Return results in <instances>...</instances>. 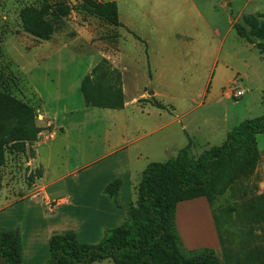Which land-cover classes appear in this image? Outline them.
<instances>
[{"label": "rangeland", "instance_id": "1", "mask_svg": "<svg viewBox=\"0 0 264 264\" xmlns=\"http://www.w3.org/2000/svg\"><path fill=\"white\" fill-rule=\"evenodd\" d=\"M45 1H67L73 6L81 2L0 0V28L4 32L0 46V72L5 77L15 76L17 87L10 84L13 94L35 106L36 123L42 129L45 125L38 108L40 98L30 88L27 78L32 81L33 76L38 78L49 72L50 78L56 79L61 61L60 67L64 75L62 89L65 90L87 68L90 61L89 56L71 61L66 55L61 60L53 55L46 61L37 59L38 53L54 52L62 48H54V41L42 40L25 32L19 12L25 5H41ZM117 4L120 18L133 21L136 32L147 40L146 43L142 41L143 44L128 36L121 42L126 59L131 62V58L136 57L140 61L136 84L126 90L128 99L155 90L156 98L169 109L162 111L161 116L157 113L154 117H142L141 121L147 129L150 123L167 126L157 133L144 136L130 147L143 152L131 167V177L127 174V182L131 180L136 186H125L127 191L124 199L120 198L121 207H126L125 216L109 222V219L94 216L90 208L96 204L95 200L99 196L109 198L103 190L104 182L116 176L122 177L118 174L125 173L126 169L122 168L121 163L116 164L113 156L103 157L93 166L73 172L66 170L65 161L68 157L75 166L74 159L77 157L73 149L79 145L87 148L93 143V153L97 157L107 152L105 140L110 126L107 114L104 113L107 109L90 107L93 111L89 114L77 111L75 114L83 122L78 126H70L71 150H66L63 132L54 129L55 141H47L42 147H34L39 158L31 167L25 166V161L34 155L32 145L40 138L44 139L43 135L39 133L35 142H29L24 153L8 149L0 189V227L21 229L24 264L46 263L50 253L49 235L55 231L74 229L82 242H97L107 228L115 227L127 218L128 207L136 204L138 199L140 176L151 162L166 161L176 156L190 140L194 143L193 155L197 157L204 149L222 144L234 125L264 113L263 54L255 44L241 37L235 28L236 23H241L250 30L246 17L263 23L264 0H117ZM73 14L79 15L80 22L82 21L81 14L76 9ZM89 23L91 28L94 26L102 31L106 30L97 19ZM57 25L59 30L62 23L57 22ZM60 32L57 31L55 37ZM259 40L264 41L262 38H255L256 42ZM106 42L107 39L100 36L89 45H84L86 49L81 51L106 50ZM70 44L63 46L62 51H72L77 45L74 40ZM149 65L154 77L152 85L148 82ZM155 65L165 68L161 74H154ZM79 89L77 87V91L73 89L67 92L68 97L62 100V104L69 101L74 108L84 106L86 103L79 101ZM238 90H244V95L235 96ZM48 99L51 106L57 105L51 96ZM176 117H180V120L174 121L173 118ZM134 128L132 126L131 130ZM131 134L133 137L139 135L133 132ZM257 144L261 151L259 169L257 167L250 177L237 181L219 195L214 200L213 209L206 197L178 203L176 224L187 249L215 248L223 264H247L250 256L254 258L253 254L257 251L264 252V217L252 213L247 218L246 213L252 212V207L260 203L264 207V198H261L264 195V133L258 134ZM40 159L48 165L44 170V182L51 184L49 191L52 199H55L50 200L49 204L43 192L27 194L28 190L23 187L24 183L32 185L36 177L32 178L31 174L45 165ZM36 167L38 169H33ZM61 176L63 178L60 181L53 183ZM60 197L67 198L68 202L51 209ZM111 203L116 206L113 201ZM193 210L195 213L205 214L204 223L216 241V230L212 223L214 211L220 224L221 243H205L207 240L201 238L205 229L197 217L188 213ZM105 211L109 213V217L112 215L109 209ZM187 225L193 230L191 239L185 232ZM93 264L116 263L106 259Z\"/></svg>", "mask_w": 264, "mask_h": 264}, {"label": "trees", "instance_id": "2", "mask_svg": "<svg viewBox=\"0 0 264 264\" xmlns=\"http://www.w3.org/2000/svg\"><path fill=\"white\" fill-rule=\"evenodd\" d=\"M75 9L97 15L114 26H123L115 0H81L76 6L67 1H45L41 5H25L19 13L27 33L48 40L55 30L52 18L67 17ZM246 19L250 30L236 23L237 33L264 54V41H255V38L264 39V22ZM2 41L0 31V46ZM10 84L16 86L15 76L5 77L0 72V189L8 149L24 153L27 144L35 142L42 130L36 123L35 106L14 95ZM81 91L87 106L120 109L125 105L122 74L111 69L106 59L83 78ZM140 101L169 109L157 98H141ZM260 133H264V113L234 125L222 144L204 149L197 157L193 155L190 141L176 156L151 162L142 173L137 202L128 207L126 219L107 228L95 243L82 242L74 229L53 232L45 264H93L106 259L116 264H223L215 248L185 247L176 224L177 205L181 201L206 197L213 209L219 195L237 181L254 174L261 161L257 144ZM42 174L40 168L31 177ZM122 185L123 178L116 177L104 188L118 207L122 206ZM252 210L246 212L247 218L252 213L264 217L261 203L254 205ZM212 215L222 242L218 216L214 211ZM253 255L247 264H264V252L257 251ZM0 264H24V240L19 227H0Z\"/></svg>", "mask_w": 264, "mask_h": 264}, {"label": "crops", "instance_id": "3", "mask_svg": "<svg viewBox=\"0 0 264 264\" xmlns=\"http://www.w3.org/2000/svg\"><path fill=\"white\" fill-rule=\"evenodd\" d=\"M103 1H109V0H103ZM115 1L117 2V0ZM194 4L196 5V3ZM73 11L75 10H72L70 15H68L67 17H57L58 18L57 21H55V19L57 18H52L54 25H55V30L51 38L48 40L54 41L53 42L54 48L60 47L62 48V50L64 48L63 46H66V44L70 46L71 45L70 42L73 40L75 41L77 45L73 47L72 51L58 50L54 52L45 51L42 53H38L37 59H43L46 61V60H49L51 56L53 55V57H57L59 60H61L63 59L64 55H66V57L69 58L71 61H75L77 59L84 58L86 56L90 57V61L87 65V68L78 74L76 79L72 81V83L69 84L67 89H65L66 91L62 89L64 75H63V70L60 67L62 64L61 61L59 62L60 65H59L58 75L56 76V79H51L49 72H46L44 75H42V77L36 78L35 76H33V71L31 70L32 72L31 76H33L34 78L33 80H36V81H33V80L31 81V78L30 80L29 78H27V80H28V83L32 91L35 92L36 95L40 98L41 105L39 107V111H40V116L43 117L42 120L44 121V125H45L44 128L41 130L40 135H43L45 138L44 139L40 138L32 145L34 155L26 159L25 166L31 167L34 164V162L37 161L39 158V155L38 153H36V150H34V147L35 148L42 147V145L47 143V141L56 140V135H55L56 133H54L55 131H53L54 129H59L63 132L64 136L63 135L62 136L66 138V143H67L66 150L67 151L71 150L72 129L70 126H78L79 124L83 122L82 121L83 119L77 116L75 113L77 111H84V113L89 114L91 113V111H93L92 108L90 107H96V106H87L85 104L80 109H78V108L72 107L71 102L69 101L62 104V100L65 97H68L67 92L73 89L77 91V87H78L80 88L79 89V101L80 102L84 101L83 94L81 91V84H82L83 78L87 74H90L93 68L101 60L106 59L111 69L113 70L116 69L120 71L122 74V87H123L124 95H125V105L123 108H120V109L103 108V109H107V111L104 113L107 114L106 119H107V122L110 124V126L108 127V131L106 133L107 137L105 140V148L107 152L97 157L93 153L94 147H95L93 143H90V146L87 148H84L82 145H79L77 148L73 149L74 155H76L77 157V159H74L75 166L72 165L71 159L67 157V159L65 160L66 170H68L69 172H73V171L81 170L83 168H89L93 166L95 163H97L98 161H100L103 157L113 156L115 163L116 164L121 163V165L123 166L122 168L126 169L125 173L118 174L122 176L123 178V185L121 188V198L124 199V194L127 191V188L125 186H127L128 184L131 185V187L136 186V185H133L134 183H132L131 180L127 182V174H129V178H130L133 172L132 171L133 168L131 169V167L133 166L135 162H137V160H139V157L143 154V152H141L140 150H138L137 152L136 147L132 149H130V147H132L137 140L143 138L144 136L157 133L158 131L162 130L164 127L167 126L162 123H159L157 125H152L150 123L149 125L150 127L147 129L145 125L143 124V121H141L143 120L142 117H154V115H156L157 113L159 116H161L162 111H165L166 109L158 108L157 106L151 104L150 102L140 101L141 98H146L148 96H150L148 97L149 99L156 98L155 90L150 91L148 94H144L141 96L134 95L131 99H128V96L126 94L127 88L133 84H136V81L138 78L137 75L139 73L138 63H140V61L138 62V59L136 57H132L131 62L128 61V59H126V56L124 54V50L121 47V42L125 41V39H127L128 36L132 37L134 40L138 42H142V41L144 43L147 42L145 38L141 37L136 32V26L134 25L133 21H130L128 19L122 20L120 18L121 22L123 23V26H114L108 21L100 18L97 15H91L84 10H76L78 13L81 14L82 21L80 22V16L74 15ZM119 12H120V9H119ZM94 19L99 20L106 27V30L102 31L99 28H96L94 26H93L94 29L91 28L89 22H92ZM57 22L62 23L61 25L62 27L59 30H58ZM69 23L72 26H70ZM160 25H162V22ZM0 31L3 37L4 32L1 28H0ZM57 31H61V32L57 37H55ZM133 32L138 34L142 38V40L137 38ZM100 36L103 39H107L108 41L106 42V45L108 47L106 50L95 51L93 49L88 48L89 50L87 51H81V49L84 48V45H89L94 39ZM262 57H264V54ZM162 69H165V68H163L162 66L157 67V65H155L154 74H157V73L161 74ZM148 76H149L148 82L152 85L154 81V77H153V73L151 71L150 65H149ZM67 81L68 79L66 80V82ZM38 84H40V86ZM145 89L147 90V87H145ZM48 96L49 97L51 96L54 100H56L57 105H55L54 107L51 106ZM97 108H102V107H97ZM156 109L157 111L160 110V112H157ZM62 113H63V116H61ZM173 119H175L174 121H178L180 120V117H176ZM90 120H92V118ZM85 121H87V119H85ZM171 123L172 122H170V124ZM132 126L135 127L133 130H131ZM183 128L186 130L185 126H183ZM131 131L133 133H138L139 135H136L133 137L131 136L132 135ZM51 134H53L54 136L50 137ZM40 160L41 162H44L42 159ZM44 164L45 165L43 167L41 166L42 167L41 169L43 171L42 176L36 177L32 185H28L24 183L25 185L23 187H25L26 191L28 190L27 194H30V193L37 194L39 192H43L49 204L50 200H55V199H52V194L49 191V187L51 184L44 182V170L46 169V166H48L47 163L44 162ZM33 169H38V168L36 167ZM33 169L30 168V170H33ZM62 178L63 176L59 177L57 180L53 181V183H57ZM110 181L104 182L103 190L105 186L107 185V183ZM67 202H68L67 198L60 197L58 198V200H56L53 203V206L51 207V209H53L54 206H61L62 203H67ZM95 203L96 204L90 208L94 216H98V217L101 216L103 218L109 219L108 222L118 217L123 218L125 216L126 207L114 206L111 203L110 199L105 196H99V199L97 198L95 200ZM109 203H110V206L108 205ZM70 206H71V202H70ZM107 209H109V211L112 212V215H110V217H109V213L105 211ZM188 213H190L189 214L190 216L197 217L198 221L205 229V231H203L201 234L202 236L201 238L204 240H207V242L205 243H214V242L216 244L221 243L214 217L212 218V223H213L214 229L216 230V233H215L216 241H214V237L211 234V231H209V227H207L206 223H204L205 214L202 215V213L201 214L195 213L194 210ZM91 218H94V217H91ZM108 222L107 224H109ZM192 231H193L192 227L187 225L185 232H186V235L190 237V239L192 236ZM50 236L51 234L49 235V238ZM192 243H195V242L192 241Z\"/></svg>", "mask_w": 264, "mask_h": 264}, {"label": "built area", "instance_id": "4", "mask_svg": "<svg viewBox=\"0 0 264 264\" xmlns=\"http://www.w3.org/2000/svg\"><path fill=\"white\" fill-rule=\"evenodd\" d=\"M244 93H245L244 90H238V91L235 93V96L240 97V96H243ZM53 136H54L53 134L50 135V137H53Z\"/></svg>", "mask_w": 264, "mask_h": 264}, {"label": "water", "instance_id": "5", "mask_svg": "<svg viewBox=\"0 0 264 264\" xmlns=\"http://www.w3.org/2000/svg\"><path fill=\"white\" fill-rule=\"evenodd\" d=\"M226 1H229V0H226Z\"/></svg>", "mask_w": 264, "mask_h": 264}]
</instances>
